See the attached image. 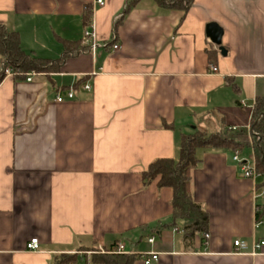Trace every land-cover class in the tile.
Returning a JSON list of instances; mask_svg holds the SVG:
<instances>
[{
	"label": "crops",
	"instance_id": "obj_1",
	"mask_svg": "<svg viewBox=\"0 0 264 264\" xmlns=\"http://www.w3.org/2000/svg\"><path fill=\"white\" fill-rule=\"evenodd\" d=\"M130 1L0 0V23L38 57H62V39L81 41L89 27L107 43L68 56L58 72L0 84V264H55L118 244L139 256L134 264L151 252V264H264V248L253 252L264 238L259 181L242 175L234 152L197 151L191 188L210 222L193 245L172 216L173 189L142 180L154 160L179 158L183 134L250 127L264 95V0H139L126 11ZM210 22L224 30L226 55L206 33ZM32 238L38 250L27 248Z\"/></svg>",
	"mask_w": 264,
	"mask_h": 264
},
{
	"label": "trees",
	"instance_id": "obj_2",
	"mask_svg": "<svg viewBox=\"0 0 264 264\" xmlns=\"http://www.w3.org/2000/svg\"><path fill=\"white\" fill-rule=\"evenodd\" d=\"M139 0H131L126 11ZM161 4L172 7L182 5L180 0H158ZM190 2V0H187ZM173 3V4H172ZM92 9L87 7L84 15V24L91 23ZM64 53L57 59L42 58L27 52L21 45L20 34L10 30L5 24L0 23V84L7 76L6 69L13 70L18 78H24L34 72H58L64 60L75 55L80 50L81 41L70 42L62 39ZM250 130L239 128L230 129L227 124L217 130L199 127L193 133L183 134L181 138L179 158H158L142 172L145 186L157 182L159 188L170 187L173 189L171 200L172 216L174 220H184L183 237L189 245H193L197 235L205 237L209 233V213L197 203L193 197L191 180L192 170L200 163L197 155L198 149H225L234 153L252 147L257 161V169L264 178V95L255 99L251 114ZM264 186V181L260 187ZM256 220L264 224V202L257 203ZM116 246L100 253L98 248L82 249V252L63 254L58 256L55 264H83L84 259L91 264H134L139 256L135 254L114 253ZM84 251V252H83ZM93 251L88 257L87 252Z\"/></svg>",
	"mask_w": 264,
	"mask_h": 264
},
{
	"label": "built area",
	"instance_id": "obj_3",
	"mask_svg": "<svg viewBox=\"0 0 264 264\" xmlns=\"http://www.w3.org/2000/svg\"><path fill=\"white\" fill-rule=\"evenodd\" d=\"M97 2L101 5L104 4V0H97ZM100 46H107V43H101L94 31V29L92 28H86L84 30V34L83 37L81 39V43H80V50L81 51H89L92 53H95L96 50L100 47ZM112 48L114 50H117L118 48H120V46L118 44H113ZM211 70L213 72H216L218 70V67L215 65L211 66ZM6 73L13 75L14 72L12 69L7 68L6 69ZM36 72L32 71L30 73L27 74V80L31 81L32 80V76L35 75ZM91 84L89 83H85L84 88L86 89H91ZM68 98L72 99L74 97V93L73 90H69L68 94H67ZM65 100L64 95L62 94V90H59L56 96V101L57 102H63ZM230 129L232 130H236L238 129L236 126H232L230 127ZM250 132H251V128L249 127ZM234 160L239 164L240 168L242 169V175L246 178H253L256 179L259 176H261V174L259 173L258 169H257V161H256V157L254 155V152L252 154L249 155V157L243 158L240 156L239 152L234 154ZM259 188L262 189L263 193H264V186L260 187V184L257 183L256 185V194H255V198L258 200L259 199ZM257 208V207H256ZM257 211V209H256ZM258 225L262 224L261 221L257 222ZM205 237H209V234H206ZM150 242H154V238H150L149 239ZM234 245L236 246V249L238 252H246L248 250V243L245 240L242 239H236L234 241ZM254 249L253 252H257L260 251L261 249L264 248V238L258 240L255 242L254 244ZM27 248L29 250H38L40 248V241L38 238H32L28 243H27ZM114 253H125V246L124 244H118V246H116L113 250H111ZM144 257V263L145 264H151L153 261H156L159 259V254L155 253V252H151V253H145L142 255Z\"/></svg>",
	"mask_w": 264,
	"mask_h": 264
},
{
	"label": "water",
	"instance_id": "obj_4",
	"mask_svg": "<svg viewBox=\"0 0 264 264\" xmlns=\"http://www.w3.org/2000/svg\"><path fill=\"white\" fill-rule=\"evenodd\" d=\"M206 33L211 41L219 46L221 53L226 55V47L222 44L223 28L217 22H210L206 26Z\"/></svg>",
	"mask_w": 264,
	"mask_h": 264
},
{
	"label": "rangeland",
	"instance_id": "obj_5",
	"mask_svg": "<svg viewBox=\"0 0 264 264\" xmlns=\"http://www.w3.org/2000/svg\"><path fill=\"white\" fill-rule=\"evenodd\" d=\"M185 2V1H184ZM8 75V74H7ZM251 128V127H250ZM246 130H250L249 128H245ZM253 153V149H252V147H248V148H244V150H242V151H240L239 152V154H240V156L241 157H243V158H246V157H249V155L250 154H252ZM258 180L257 181H259L258 183L259 184H262L263 183V181H264V178H263V176L261 175V176H259L258 178H257ZM258 193H259V199H258V202L259 203H263L264 202V193H263V191H262V189H260L259 191H258ZM202 236H203V234H202ZM98 251H100V253H104L103 251H101V249H99ZM84 252V251H83ZM92 253H93V251H89V252H87V256L88 257H91L92 256ZM86 262H85V264L86 263H89V262H87V260H85ZM84 263V262H83ZM89 264H91V263H89Z\"/></svg>",
	"mask_w": 264,
	"mask_h": 264
}]
</instances>
